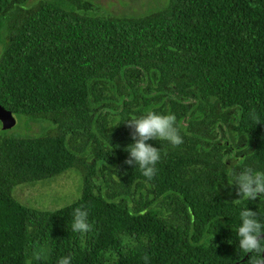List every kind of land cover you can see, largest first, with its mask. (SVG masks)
I'll return each mask as SVG.
<instances>
[{"label": "trees", "instance_id": "1", "mask_svg": "<svg viewBox=\"0 0 264 264\" xmlns=\"http://www.w3.org/2000/svg\"><path fill=\"white\" fill-rule=\"evenodd\" d=\"M88 4L0 0V103L19 123H48L0 130V264H250L229 225L245 206L264 223V198L233 201L223 173L237 160L264 170V0L108 16ZM149 107L175 115L182 143L149 141L161 156L145 178L124 163L134 130L108 125ZM69 168L83 190L68 205L13 195ZM74 207L87 233L71 232Z\"/></svg>", "mask_w": 264, "mask_h": 264}, {"label": "clouds", "instance_id": "2", "mask_svg": "<svg viewBox=\"0 0 264 264\" xmlns=\"http://www.w3.org/2000/svg\"><path fill=\"white\" fill-rule=\"evenodd\" d=\"M250 118L256 122L261 121L253 112ZM120 122H124L127 127L134 131L131 142L124 146L127 152L125 164L139 169L145 178H151L155 174V165L160 159L159 147L149 141H166L171 146L182 143V136L178 130L176 117L169 111H156L151 107L145 108L139 115H130L122 121L108 125L111 128ZM109 143V141H108ZM109 152L113 147L119 145L110 144ZM223 175L227 178L229 186H234L238 199L245 201H255L257 198H264V170L246 166L238 160L233 166L225 167ZM231 190V188H230ZM220 216L216 217L218 220ZM230 228L235 233L234 237L229 238V243L233 239L236 241V249L239 253L249 254L250 264H264V223L261 222L260 214L247 206L242 207L238 213V222H230ZM71 232L83 234L91 230L88 222V211L83 207H74L71 210L70 220ZM253 253L258 254L253 259ZM147 264V257H144ZM70 255H64L56 260V264H71Z\"/></svg>", "mask_w": 264, "mask_h": 264}, {"label": "rangeland", "instance_id": "3", "mask_svg": "<svg viewBox=\"0 0 264 264\" xmlns=\"http://www.w3.org/2000/svg\"><path fill=\"white\" fill-rule=\"evenodd\" d=\"M37 0H28L29 4ZM83 11L95 15L142 14L162 9L169 5V0H88ZM1 52V45H0ZM17 131L37 134L48 126L46 122L25 121L19 123L16 116ZM83 190V175L76 168H69L62 173L31 183H21L13 188V195L23 204L40 209H59L77 200Z\"/></svg>", "mask_w": 264, "mask_h": 264}, {"label": "water", "instance_id": "4", "mask_svg": "<svg viewBox=\"0 0 264 264\" xmlns=\"http://www.w3.org/2000/svg\"><path fill=\"white\" fill-rule=\"evenodd\" d=\"M17 119L12 110L0 103V130H8L16 125Z\"/></svg>", "mask_w": 264, "mask_h": 264}]
</instances>
